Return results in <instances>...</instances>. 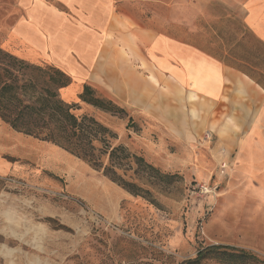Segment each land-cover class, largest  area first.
<instances>
[{
	"label": "rangeland",
	"instance_id": "374dc122",
	"mask_svg": "<svg viewBox=\"0 0 264 264\" xmlns=\"http://www.w3.org/2000/svg\"><path fill=\"white\" fill-rule=\"evenodd\" d=\"M38 1L0 0V47L29 63L69 72L38 49L28 52L33 45L15 33L18 25L31 15L48 19L52 8L69 33L83 23L82 30L98 33L100 42L107 34L115 51L108 47L99 61H105L108 50L118 64L124 56L140 77L139 99L123 89L118 66L98 78L107 97L127 92L123 105L112 98L126 108L123 115L80 101L84 84H90L84 76L74 75L59 95L78 102L76 114L108 127V143L143 156L158 173L151 175L133 161L117 169L142 188V195H135L102 168L15 131L0 118V264H181L213 244L264 258V152H249L248 139H241V148L223 154L204 128L194 131L186 145L169 138L154 120L151 77L150 39L161 34L184 40L264 85V42L245 21L247 0ZM48 24L43 21L44 31ZM116 36L120 39L114 41ZM131 36L138 55L132 62L126 56ZM77 58L89 74L90 66ZM262 131L258 145L264 148ZM244 149L249 151L240 152ZM102 160L109 163L108 156ZM202 264L223 263L206 259Z\"/></svg>",
	"mask_w": 264,
	"mask_h": 264
},
{
	"label": "crops",
	"instance_id": "0c3cea01",
	"mask_svg": "<svg viewBox=\"0 0 264 264\" xmlns=\"http://www.w3.org/2000/svg\"><path fill=\"white\" fill-rule=\"evenodd\" d=\"M243 12L248 26L264 42V0H247ZM55 17V10L48 8V19L44 17V20L49 26L45 27V31L41 27L44 20L40 15H31L29 20L18 25L15 33L28 45H33L27 49L28 52L35 54L39 50L47 54L51 60L68 70L70 73L65 72L71 78L74 75L86 77L88 83L106 97L108 95L104 93L98 76L102 72H106V75L114 72L113 68L118 66V78L124 84L123 89L127 87L128 95L133 100L139 99L142 93L138 82L140 77L133 69L130 70L124 56H120L118 64L114 57L108 55L115 51V43L107 38V34L100 42L98 33L83 31V23L79 26L83 30L69 33L63 24L58 25ZM115 38L120 39L116 36L114 41ZM107 39L109 43L105 47ZM150 40L154 120L166 129L169 138L186 145L191 142L194 131L204 128L216 138L215 149L221 147L224 149L223 154H229L230 147L241 148V139H248L250 151L244 149L240 152H264V148L258 145L262 143L259 139L263 137L264 127L263 86L239 68L210 56L184 40L161 34ZM136 44L132 36L131 40L129 37L126 56L131 62L138 56ZM108 47L114 51H105L107 57L104 62H100L102 51ZM77 56L90 66L89 74L84 72V66L79 63ZM126 93L117 99L112 98L123 105L127 102L124 101Z\"/></svg>",
	"mask_w": 264,
	"mask_h": 264
},
{
	"label": "trees",
	"instance_id": "16d2710c",
	"mask_svg": "<svg viewBox=\"0 0 264 264\" xmlns=\"http://www.w3.org/2000/svg\"><path fill=\"white\" fill-rule=\"evenodd\" d=\"M255 80L264 86L263 82ZM72 83L73 79L62 69L51 64L29 63L0 47V118L15 131L50 141L87 160L93 167L102 168L112 180L133 194L142 195V188L125 180L117 169L131 165L132 161L149 170L151 175L158 173V169L123 145L108 143L110 129L94 117L76 114L78 102L69 103L59 95L61 89ZM79 94L80 101L103 111L116 115L127 112L126 108L88 84H84ZM104 156H108V164L103 162ZM206 259L223 264H264V258L254 251L225 244L205 246L195 257L181 264H202Z\"/></svg>",
	"mask_w": 264,
	"mask_h": 264
},
{
	"label": "built area",
	"instance_id": "2783aa9c",
	"mask_svg": "<svg viewBox=\"0 0 264 264\" xmlns=\"http://www.w3.org/2000/svg\"><path fill=\"white\" fill-rule=\"evenodd\" d=\"M207 135L210 136V132H207ZM203 187H204V189H208L207 186H203Z\"/></svg>",
	"mask_w": 264,
	"mask_h": 264
}]
</instances>
